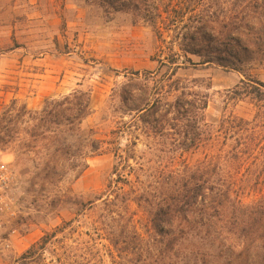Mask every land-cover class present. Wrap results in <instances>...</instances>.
I'll return each mask as SVG.
<instances>
[{"label": "rangeland", "instance_id": "rangeland-1", "mask_svg": "<svg viewBox=\"0 0 264 264\" xmlns=\"http://www.w3.org/2000/svg\"><path fill=\"white\" fill-rule=\"evenodd\" d=\"M167 41L161 43L148 23L130 13H111L95 0H0V153L14 173L13 201L3 219L0 264H143L139 255L119 258L108 240L98 236L105 229L119 233L131 220L151 241L142 210L135 205L129 212L107 207L105 195L99 199L106 193L114 164L112 145H103V152L88 159L80 175L68 171L44 185L31 168V158L38 160V156L27 155L22 148L30 125L37 120L21 106L36 111L45 98H59L73 90L87 92L91 113L83 128L111 142L112 131L136 124L137 129L131 128L138 135L136 157L144 158V164L150 161L154 168L170 166L174 156L163 151L172 147L171 139L145 133L141 123H135L133 111L144 99L141 90L155 92L171 73V68L160 64ZM174 78L197 80L196 86H189L201 92L210 84L205 122L214 129L202 149L176 161L186 158L193 163L208 153L219 162L225 178L251 184L264 180V127L258 129L261 135L246 155L239 153L244 140L234 128L235 118L259 124L264 107L256 118L255 101L225 95L241 80L264 83V64H251L243 73L205 65L180 68ZM116 141L125 148L132 139L123 135ZM43 240L47 241L43 254L35 255V248L21 258ZM228 247H216L209 239L201 244L194 241L164 264H264V243L257 250Z\"/></svg>", "mask_w": 264, "mask_h": 264}, {"label": "trees", "instance_id": "trees-1", "mask_svg": "<svg viewBox=\"0 0 264 264\" xmlns=\"http://www.w3.org/2000/svg\"><path fill=\"white\" fill-rule=\"evenodd\" d=\"M95 2L111 13H130L148 23L161 43L169 38L160 64L171 68V73L157 84L155 92L142 89L144 99L133 111L135 123H141L145 133L171 139L172 147L163 153L173 154L172 164L154 168L150 161L144 164V158L136 157L138 135L131 131L132 127L137 129L136 124L112 131L111 142L98 139L93 129L83 128L91 113V97L73 90L59 98H45L36 111L21 106L25 114L37 120L22 143L24 153L38 156V160H30L36 177L46 185L68 171L78 176L86 169L88 159L104 151L103 145H112L114 164L106 193L99 199L105 195L103 203L107 207L129 212L135 205L142 210L148 218L151 239L138 232L131 220L119 233L100 229L98 236L108 240L119 258L139 255L144 258L143 264H164L167 257L177 258V253L184 252L185 245L208 239L216 247L253 246L257 250V245L264 243V180L251 184L225 178L220 174L219 162L208 153L193 163L186 158L176 161L202 149L214 129L205 122L210 84L201 92L189 86H196L197 80L174 76L180 68L205 65L243 73L251 64H264V0ZM191 57L198 58V62ZM225 93L233 94V99L249 97L255 101L259 117L264 107V83L241 80L233 91ZM254 122L235 118L234 128L244 140L239 152L242 155L255 146L261 135L258 129L264 127V120L253 126ZM123 135L132 139L125 148L116 141ZM46 245V240L32 245L21 258L35 248V255L40 256Z\"/></svg>", "mask_w": 264, "mask_h": 264}, {"label": "built area", "instance_id": "built-area-1", "mask_svg": "<svg viewBox=\"0 0 264 264\" xmlns=\"http://www.w3.org/2000/svg\"><path fill=\"white\" fill-rule=\"evenodd\" d=\"M14 173L12 168L3 160L0 153V244L2 243V229L4 215L9 204L13 201Z\"/></svg>", "mask_w": 264, "mask_h": 264}]
</instances>
